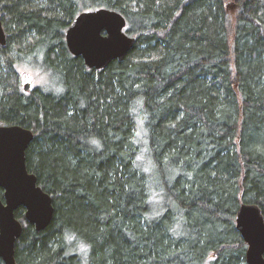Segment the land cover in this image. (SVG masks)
I'll return each instance as SVG.
<instances>
[{
  "label": "trees",
  "instance_id": "trees-1",
  "mask_svg": "<svg viewBox=\"0 0 264 264\" xmlns=\"http://www.w3.org/2000/svg\"><path fill=\"white\" fill-rule=\"evenodd\" d=\"M0 5V125L33 130L27 167L55 207L40 231L16 211L17 263L248 264L236 216L244 203L264 215V0ZM100 7L122 13L136 42L87 69L66 31ZM25 57L58 77L56 90L25 91ZM142 114L150 169L135 141Z\"/></svg>",
  "mask_w": 264,
  "mask_h": 264
},
{
  "label": "water",
  "instance_id": "water-1",
  "mask_svg": "<svg viewBox=\"0 0 264 264\" xmlns=\"http://www.w3.org/2000/svg\"><path fill=\"white\" fill-rule=\"evenodd\" d=\"M127 20L117 10L100 7L80 12L66 31L70 52L81 57L87 69H102L113 60H123L136 38L127 31ZM0 44H7L0 5ZM29 85H25V90ZM32 129L19 124L0 125V258L5 264H18L16 243L24 229L16 216L25 208L28 222L40 231L52 221L55 207L52 196L38 183L27 167L26 152L34 139ZM236 227L248 245V264H264V215L259 205L241 204Z\"/></svg>",
  "mask_w": 264,
  "mask_h": 264
},
{
  "label": "rangeland",
  "instance_id": "rangeland-1",
  "mask_svg": "<svg viewBox=\"0 0 264 264\" xmlns=\"http://www.w3.org/2000/svg\"><path fill=\"white\" fill-rule=\"evenodd\" d=\"M232 1L234 2L235 0H232ZM231 5H233V3H231ZM17 53L18 52L16 50V55ZM16 58L18 59V55L16 56ZM17 67L20 72L21 83L23 85H27V84L29 85V89L25 91L35 89L36 87L56 90L54 84L56 81L58 82V77L55 74H52L50 76L48 71H46L45 69H42V66L40 65V63H36V59L34 60L31 57L30 58L25 57L21 61H18ZM136 128L137 130H136L135 141L138 144V146H140V150H141L139 162L140 163L144 162L141 166L142 168L147 169L148 164H149L147 160L149 158L148 157V151H149L148 147L149 146H147L146 144L147 133H146L145 119L143 117V114L141 115V117L140 116L138 117ZM148 169H150V167H148ZM155 198L156 197L154 193L153 199ZM74 239L75 238L72 235L67 237V241H69L70 243L76 240ZM86 248L87 247L85 245L81 243H77L75 248H73L72 252H76L79 255H83L84 252L86 251Z\"/></svg>",
  "mask_w": 264,
  "mask_h": 264
},
{
  "label": "snow or ice",
  "instance_id": "snow-or-ice-1",
  "mask_svg": "<svg viewBox=\"0 0 264 264\" xmlns=\"http://www.w3.org/2000/svg\"><path fill=\"white\" fill-rule=\"evenodd\" d=\"M93 143H96V141H93Z\"/></svg>",
  "mask_w": 264,
  "mask_h": 264
}]
</instances>
